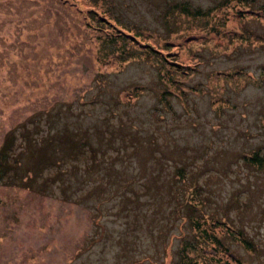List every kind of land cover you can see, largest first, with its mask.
Returning a JSON list of instances; mask_svg holds the SVG:
<instances>
[{
    "label": "rangeland",
    "instance_id": "374dc122",
    "mask_svg": "<svg viewBox=\"0 0 264 264\" xmlns=\"http://www.w3.org/2000/svg\"><path fill=\"white\" fill-rule=\"evenodd\" d=\"M219 1L103 0L120 20L146 29L153 44L179 46L178 59L194 66L180 78L185 94L172 96L166 107L154 91L156 67L149 58L100 65L95 58L104 51L100 41L112 29H94L82 1L0 0V142L7 128L23 121L29 126L36 122L38 135L47 125L41 116L34 119L35 111L72 102L69 116L85 124L94 121L103 133L98 139L92 130L90 144L106 146L103 160L123 172V181L134 179L119 184V191L130 195L125 206L118 204L117 192L105 195L103 203L99 196L76 203L60 195L57 183L48 184L46 193L0 184V264H169L176 258L177 243L192 235L187 209L241 228L256 250L229 237L228 242L244 264H264V160L256 165L243 157L253 149L264 155V21L238 19L236 8L244 4L232 0L224 9L230 18L220 34L193 16L176 14L165 22L170 4L187 2L193 9H207ZM253 3L257 7L264 0ZM208 19L214 23L221 16ZM231 28L234 32L226 37ZM244 29L254 34L244 37ZM125 44L126 50L132 49L127 39ZM190 47L198 55L202 52L205 61L192 59L186 51ZM51 54L59 58H47ZM99 69L111 74L104 82L111 87L109 93L93 97L99 93L93 79ZM235 70L240 74L232 82L229 73ZM223 72L229 78L215 79ZM133 83L148 87L127 108L117 89ZM212 96L217 108L210 103ZM119 114L139 133L153 131L162 142L166 138V156L160 160L159 150L151 153L157 142L152 136L125 143L120 137L127 128L120 127ZM135 134L130 131L128 137ZM179 165L185 167L183 178L174 174ZM149 170L159 185L155 193V186L145 182ZM192 177L199 184L198 196L189 205L185 199ZM91 184L79 186V195ZM134 188L136 194L130 191Z\"/></svg>",
    "mask_w": 264,
    "mask_h": 264
},
{
    "label": "trees",
    "instance_id": "16d2710c",
    "mask_svg": "<svg viewBox=\"0 0 264 264\" xmlns=\"http://www.w3.org/2000/svg\"><path fill=\"white\" fill-rule=\"evenodd\" d=\"M75 1L80 3L79 0ZM80 1L83 2L82 5H87V10H85L87 14L85 16L89 18L88 23L94 29H103L105 26L108 29H112L107 32H111L110 36L106 38V34V37L100 41V47L104 48V51L95 57L100 65L107 67L111 65L120 66L135 57L138 59L140 57L149 58V61H153L156 67L157 79L154 82V91L158 97V101L168 107L172 96L178 98L180 95L183 96L185 94L184 86H181L183 82L181 83L180 78L190 73V70L194 69V66L190 68L189 62L183 63L178 59L179 52L182 51L179 46L166 43V45L160 47L153 44L146 37V29H143L139 25L128 24L120 20L115 13L112 14L109 6L104 5L103 0ZM236 1L244 4L243 7L238 6L236 8L238 19L252 17L256 21H264L263 4L253 7V0ZM231 2L232 0H220L214 6L207 9H200L198 7L193 9L187 2L170 4L164 12L165 22H168L170 16H172V19L175 18L176 14L187 17L193 16L197 21L202 20L201 24H209L210 28L216 31L215 34H220L221 28L227 26V18H230L224 9ZM216 14L221 16V20L209 23L208 16ZM218 25L219 27H217ZM168 28L170 31L174 30L171 24H168ZM231 30V33L227 32L224 35L230 37L235 29L231 28ZM242 33H245L244 37L247 36L248 38L254 34V32L246 31L245 29ZM252 38L256 40L253 36ZM126 39L132 49H125ZM262 40H264V37ZM126 46L129 47L128 45ZM137 49L138 51H136ZM186 51L192 53V59L205 61L202 52L198 55L197 52L191 51V47ZM46 56L47 58H59L57 54ZM107 71L99 69L93 75V79L97 84L96 86L99 87V93L95 92L93 97L100 93H109L108 88L111 85L108 82L104 83L111 79V74ZM229 74L230 76H234L233 81L230 79V81L234 82L239 78L240 71H230ZM225 78H229V76L228 73L223 72L215 79H220L224 82ZM191 86L194 90L198 89L196 84ZM146 87L148 86L144 84L133 83L119 86L117 90L122 95V102L125 104V107L128 108L139 99ZM78 98L82 100L81 95ZM215 101L216 99L214 100V96H212L210 103L217 108L218 105ZM71 103L66 102L64 105L61 103L57 106L50 105L45 109L35 111L36 118L34 119H38L41 116L45 118L47 125L38 135L36 134L39 127L36 122L32 126H29L23 121L19 124H13L6 129V133H4L0 142V184L19 186L30 190L31 188H36L38 191L46 193L48 191L46 187L48 184L57 183L60 195L65 200L72 198L70 200L76 203L82 202L86 196H93V198L99 196V200L103 203L105 195L109 197V193L115 194L117 192L120 193V202L118 204L121 203L122 206H125L127 201H130V195L126 191L121 193L119 191V184L125 181L133 182V176L123 181V172L112 165H107L110 163L103 160V158H106L104 153L108 152L106 146L97 144L93 146L89 142L92 130H94L93 133L97 134L98 139L103 136L102 131H100L99 127H94V121L85 124L82 118L70 117ZM153 113L156 114L155 111ZM119 115L122 117V114ZM108 120L106 117L104 122ZM132 124L135 125L133 122L127 121L122 117L120 127H126L127 131L120 138L124 139L125 143L126 140L129 142L130 138L140 139L142 142L146 141L145 136L156 138L153 131L142 134L139 133L138 127L136 125L134 127ZM89 125H93L94 129H90ZM130 131H135L136 134L128 137V132ZM109 134L116 135V131L109 130ZM165 140L166 138L162 142L157 139L155 147L151 150V153L154 154L157 150L160 151V153H156L160 160L166 156L163 148V146L166 147ZM130 144L132 145V143ZM243 157L245 161L253 162L256 165L261 164L264 160V155L260 154L258 149L251 150L247 155L244 154ZM100 162L104 163V165H100ZM184 168L182 165L175 168L174 174L177 178H183ZM134 178L136 177L134 176ZM145 179H147L145 181L146 184L150 182L151 187L155 186L151 188V193L153 191L155 193L156 188L159 187L156 182V175L152 174L151 170H149V175ZM85 182H92V184L86 192L79 195V186H84ZM190 184V186L188 184L189 190L185 202L189 205H194L191 199L198 196L196 189L199 184L195 177H192ZM130 191L132 194H136L135 188ZM1 201L3 200L0 198ZM178 208L179 206L176 205L174 210L178 212ZM187 219L192 235L181 239L177 243L174 252L176 258L174 260L172 257L173 262L170 261L169 264H244V259L238 255L228 242V237L231 241H235L249 250H256L253 240L241 228L231 225L230 222H227L223 218H213L212 216L204 218L203 216L195 215L187 209ZM164 240L163 236V242Z\"/></svg>",
    "mask_w": 264,
    "mask_h": 264
}]
</instances>
